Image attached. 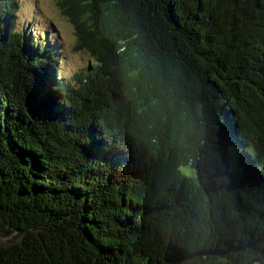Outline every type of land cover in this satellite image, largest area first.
Here are the masks:
<instances>
[{
    "label": "trees",
    "instance_id": "1",
    "mask_svg": "<svg viewBox=\"0 0 264 264\" xmlns=\"http://www.w3.org/2000/svg\"><path fill=\"white\" fill-rule=\"evenodd\" d=\"M57 5L70 80L0 0V263L264 264V0Z\"/></svg>",
    "mask_w": 264,
    "mask_h": 264
},
{
    "label": "rangeland",
    "instance_id": "2",
    "mask_svg": "<svg viewBox=\"0 0 264 264\" xmlns=\"http://www.w3.org/2000/svg\"><path fill=\"white\" fill-rule=\"evenodd\" d=\"M57 2L58 0H16L18 8L12 12L13 28L20 35L30 31V37L38 40L41 33H46L47 40L61 51L59 77L70 80L75 73L90 66L91 59L85 52L75 49L74 31L67 18L62 15Z\"/></svg>",
    "mask_w": 264,
    "mask_h": 264
},
{
    "label": "water",
    "instance_id": "3",
    "mask_svg": "<svg viewBox=\"0 0 264 264\" xmlns=\"http://www.w3.org/2000/svg\"><path fill=\"white\" fill-rule=\"evenodd\" d=\"M25 233H21L20 231H11L7 235L0 234V246L11 247L16 245H21L22 242L24 241V237L26 235ZM33 233L37 235V232L33 231Z\"/></svg>",
    "mask_w": 264,
    "mask_h": 264
}]
</instances>
